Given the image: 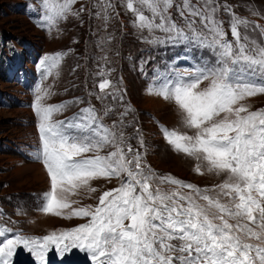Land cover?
Listing matches in <instances>:
<instances>
[{
    "label": "snow or ice",
    "instance_id": "6c2138e0",
    "mask_svg": "<svg viewBox=\"0 0 264 264\" xmlns=\"http://www.w3.org/2000/svg\"><path fill=\"white\" fill-rule=\"evenodd\" d=\"M75 3L39 0L40 26H54L72 13ZM99 3L95 15L107 23L113 5L110 0ZM126 7L139 29L174 34L169 39L190 41L214 54V60L202 58L183 71L173 67L157 74L160 83L147 91L176 106L185 130L160 128L172 150L194 159L197 175L207 171L227 178L201 188L160 175L125 137L123 118L130 106L111 126L94 106L59 120L55 117L67 104H46L52 93L40 88L31 105L39 136L35 158L47 172L50 189L42 194L38 210L87 222L43 236L0 226V264H14L21 248L34 264H48L53 249L61 260L79 249L92 264H264V108L251 110L243 103L264 95V42L247 33L252 27L264 37V25L240 18L219 0H126ZM221 9L231 15V40L217 19ZM85 10L81 6L72 14L78 17ZM61 58L60 53L46 55L41 67L50 74ZM98 75L96 98H115L111 79L104 71ZM108 147L112 150L102 155ZM113 179L118 185L102 191L95 205L73 207L79 204L73 197L97 192L93 181ZM164 185L173 187L165 190Z\"/></svg>",
    "mask_w": 264,
    "mask_h": 264
},
{
    "label": "rangeland",
    "instance_id": "374dc122",
    "mask_svg": "<svg viewBox=\"0 0 264 264\" xmlns=\"http://www.w3.org/2000/svg\"><path fill=\"white\" fill-rule=\"evenodd\" d=\"M110 2L113 8L108 10L110 18L107 23L95 15L101 10L99 0H76L72 13L81 6L86 10L78 17L69 13L49 28L40 26L39 0H0V220L21 227H15L16 232L23 233L22 228H25L44 233L36 235L43 236L73 224H82L85 220L45 215L38 210L42 194L50 189L49 177L42 162L28 159L16 148L18 142L25 150L29 142L25 146L19 143L18 138L21 134L33 133L34 125L36 127L37 118L31 105L40 88H47L52 93L45 99L46 104H67L65 111L56 115L59 120L71 117L81 108L94 106L103 116L104 123L111 126L130 106L131 112L123 118L125 137L160 175L170 174L201 188H212L227 178L225 174L207 171L204 175H197L193 171L196 161L172 150L158 124L160 120L166 121L172 127L185 130L179 124L176 106L159 96L149 95L147 91L150 86L160 83L156 80L157 74H166V70L173 67L178 70L172 57L180 53L179 47L196 48L207 61L214 60V54L210 49L197 47L190 41L169 39V35L174 34L141 30L135 25L134 14L127 9L126 0ZM219 3L230 6L240 18L264 25V18H261L264 17V0H219ZM146 14L150 15L147 11ZM173 18L183 26L177 13L173 12ZM217 19L224 22L227 38L231 40V15L221 9L217 12ZM241 31L245 30L241 28ZM247 33L252 39L264 42L259 30L253 31L249 27ZM57 53L62 54V58L58 66L47 74L40 62L46 55ZM195 53L200 55L197 51ZM20 59H23V65L26 64L24 72L27 78L34 82L29 91L16 79L7 77L21 68ZM101 71L115 85L112 90L115 98H96L100 94L96 85L102 78L98 75ZM13 96L17 97L15 101ZM243 103L251 110L264 108V95L246 98ZM107 109L111 111L104 116ZM186 131L192 134L190 130ZM31 139L28 134V140ZM107 150L112 149L105 148L101 154L106 155ZM27 165L32 167L17 170V166ZM117 185L116 179L93 181L92 186L97 192L90 198L73 197L79 199V204L73 207L95 205L102 191ZM162 187L169 190L173 186ZM22 253L29 254L22 248L18 249L14 257L18 264H34ZM77 254L78 249H75L73 257Z\"/></svg>",
    "mask_w": 264,
    "mask_h": 264
},
{
    "label": "bare ground",
    "instance_id": "6f19581e",
    "mask_svg": "<svg viewBox=\"0 0 264 264\" xmlns=\"http://www.w3.org/2000/svg\"><path fill=\"white\" fill-rule=\"evenodd\" d=\"M185 59H188V58H185ZM175 60H181V58H179L178 56L177 57H175ZM31 137L33 136V134L34 133H28ZM28 134H21L19 137L20 138H18V140H19V143L21 142L22 144H25V146H26V143H28L29 142V140H28ZM29 144V143H28ZM23 146V145H22ZM24 148V147H23ZM34 150V149H33ZM35 150H36V148H35ZM30 167H32V165H27V166H25V167H22L21 166V168L20 167H18L17 166V170H20V169H28V168H30ZM20 257V256H19ZM23 259V258H22Z\"/></svg>",
    "mask_w": 264,
    "mask_h": 264
}]
</instances>
